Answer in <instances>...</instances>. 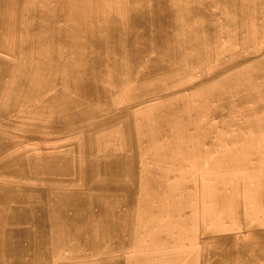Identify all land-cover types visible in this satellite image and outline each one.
Returning <instances> with one entry per match:
<instances>
[{
  "label": "bare ground",
  "instance_id": "6f19581e",
  "mask_svg": "<svg viewBox=\"0 0 264 264\" xmlns=\"http://www.w3.org/2000/svg\"><path fill=\"white\" fill-rule=\"evenodd\" d=\"M263 31L264 0H0V48L15 57L2 116L31 120L29 102L54 90L41 100L44 119L105 117L92 123L77 155L54 160L51 176L70 186L1 187L0 264H152L156 254L141 245L153 234L142 199L164 180L139 158L129 109L174 97L196 71L245 60ZM153 129L169 132L168 116ZM8 146L0 139V154ZM40 163L3 159L0 177L45 178ZM255 239L212 255L264 264L256 247L264 235Z\"/></svg>",
  "mask_w": 264,
  "mask_h": 264
},
{
  "label": "rangeland",
  "instance_id": "374dc122",
  "mask_svg": "<svg viewBox=\"0 0 264 264\" xmlns=\"http://www.w3.org/2000/svg\"><path fill=\"white\" fill-rule=\"evenodd\" d=\"M246 54L248 58L232 62L229 68L196 71L194 82L186 83L174 97L141 102L129 109L136 124L139 158L146 167L158 170L156 174L164 180L152 195L145 193L142 199L143 224L152 227L153 234L141 245L156 254L152 264H247L237 259L232 262V254L217 262L212 250L217 246L232 250L240 241H255L264 235V31ZM14 64V55L0 48V139L9 145L1 152L0 163L10 157L35 160L45 170L38 175L45 173V178L1 176L0 191L6 185L53 190L70 186L51 176L58 169L54 160L77 155L75 148L89 143L92 123L105 117L92 122V118L81 116L82 121L72 123L44 119L41 100L54 90L29 102L36 110L31 120L20 112L2 116ZM221 96L227 99L216 100ZM164 116H168L170 131L157 136L153 127ZM221 195L225 199L232 196V200L221 202ZM219 207L234 219L221 216ZM234 222L239 227L232 226ZM256 247L264 248V243Z\"/></svg>",
  "mask_w": 264,
  "mask_h": 264
}]
</instances>
